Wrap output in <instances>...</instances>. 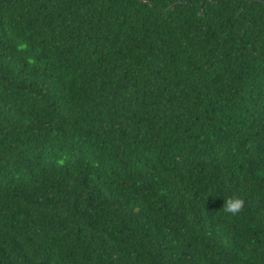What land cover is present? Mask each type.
Segmentation results:
<instances>
[{"label": "trees", "instance_id": "obj_1", "mask_svg": "<svg viewBox=\"0 0 264 264\" xmlns=\"http://www.w3.org/2000/svg\"><path fill=\"white\" fill-rule=\"evenodd\" d=\"M0 264H264V0H0Z\"/></svg>", "mask_w": 264, "mask_h": 264}, {"label": "clouds", "instance_id": "obj_2", "mask_svg": "<svg viewBox=\"0 0 264 264\" xmlns=\"http://www.w3.org/2000/svg\"><path fill=\"white\" fill-rule=\"evenodd\" d=\"M245 201L239 196H232L224 199L222 210L226 214L236 216L244 209Z\"/></svg>", "mask_w": 264, "mask_h": 264}]
</instances>
